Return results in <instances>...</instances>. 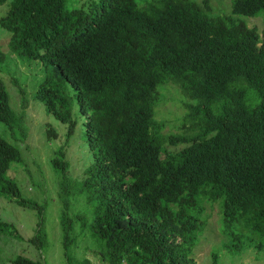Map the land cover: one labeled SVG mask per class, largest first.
I'll return each mask as SVG.
<instances>
[{
  "label": "trees",
  "instance_id": "trees-1",
  "mask_svg": "<svg viewBox=\"0 0 264 264\" xmlns=\"http://www.w3.org/2000/svg\"><path fill=\"white\" fill-rule=\"evenodd\" d=\"M10 3L0 25L11 52L48 66L37 97L68 125V137L78 103L93 157L83 180L71 178L91 208L93 216L79 218L104 264H199L193 253L215 205L224 232L233 233L226 248L264 253V26L241 19L264 14V0H234L229 16L214 18L194 0ZM171 88L187 96V111L178 133L165 136L158 108ZM0 121L14 122L1 81ZM20 159L0 138V196L34 207L7 177ZM53 164L63 174L71 168L63 151ZM71 221L63 213L69 260ZM8 227L0 221L1 233Z\"/></svg>",
  "mask_w": 264,
  "mask_h": 264
},
{
  "label": "rangeland",
  "instance_id": "rangeland-1",
  "mask_svg": "<svg viewBox=\"0 0 264 264\" xmlns=\"http://www.w3.org/2000/svg\"><path fill=\"white\" fill-rule=\"evenodd\" d=\"M194 1L205 5L204 14L209 18L229 16L234 2ZM10 2L7 0L0 5V19L9 10ZM71 4L69 2L68 6ZM241 19L250 28L264 26V14ZM10 40L9 32L0 25V48L4 53L0 55V81L8 91L14 111V122L10 125L0 121V138L20 151L21 159L12 163L7 177L17 183L20 199L32 202L35 206H20L9 196H0V221L9 225L5 232H0V264H14L19 257L41 264H104L94 254L96 245L88 230L84 231L85 225L79 218L93 216L91 208L79 184L71 178L83 180L86 165L93 157L84 136L78 103L74 98L73 118L76 127L72 136L68 137V125L48 113L37 97L40 83L49 76L48 66L40 60H29L13 54ZM168 90L163 91L166 97H161L158 108V118L165 123V136L177 132L175 127L179 124V118L187 111L180 99H188L178 89ZM71 95L74 96L73 91ZM255 105L249 104L251 108ZM221 106L222 103H219L215 109L220 111ZM166 147L170 152L184 148ZM62 151L71 163V173L63 174L54 168L53 160ZM214 209L212 220L196 244L195 256L193 253L196 261L199 264H212L213 252H219L220 264H262L264 253L254 252L252 255L246 252L243 256L240 255L242 252L226 248L233 240V233L224 232L217 220L218 206L215 205ZM63 213L71 218L74 227L72 233L76 237L70 249L72 260L68 259L64 247ZM90 223L91 220H88V225Z\"/></svg>",
  "mask_w": 264,
  "mask_h": 264
}]
</instances>
